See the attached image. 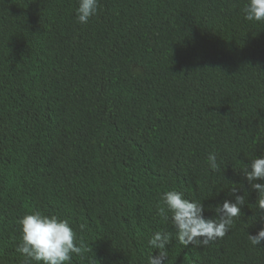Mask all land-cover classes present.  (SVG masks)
Masks as SVG:
<instances>
[{"label": "trees", "instance_id": "trees-1", "mask_svg": "<svg viewBox=\"0 0 264 264\" xmlns=\"http://www.w3.org/2000/svg\"><path fill=\"white\" fill-rule=\"evenodd\" d=\"M245 4L100 0L80 24L76 0H0V264H24L18 220L35 211L92 249L72 264H146L152 232L174 233L157 215L164 191L213 216L243 186L229 232L206 247L173 235L167 264H264L240 171L264 155V24Z\"/></svg>", "mask_w": 264, "mask_h": 264}, {"label": "clouds", "instance_id": "clouds-1", "mask_svg": "<svg viewBox=\"0 0 264 264\" xmlns=\"http://www.w3.org/2000/svg\"><path fill=\"white\" fill-rule=\"evenodd\" d=\"M76 3L75 18L80 24H87L100 7V0H76ZM243 18L249 22L264 24V0H246ZM139 70L138 66L134 68V71ZM205 162L210 170H219L220 164L215 151L208 153ZM240 171L247 180L249 189L256 192V217L264 218V155L252 157ZM241 191L243 195L239 194ZM246 191L248 190L244 186L231 188L228 192L231 199L226 198L209 206L215 213L213 216H205V205L198 199H189L183 191L175 188L164 191L157 204V215L165 221L170 220L174 233L163 229L152 232L147 245L156 250V254L150 252L146 264H167V247L173 235L184 247H206L222 239L234 220L241 215ZM18 224L21 237L17 251L26 257L24 264H72L73 256L83 258L86 252L92 250L77 236L67 218L35 211L19 218ZM84 227L81 224L80 230L83 231ZM247 239L252 246L264 242V225L259 227L256 234L247 233Z\"/></svg>", "mask_w": 264, "mask_h": 264}]
</instances>
